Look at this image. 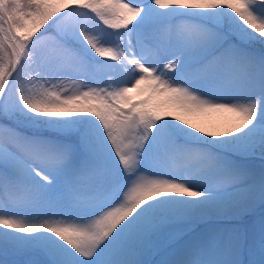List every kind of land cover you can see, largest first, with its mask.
I'll return each mask as SVG.
<instances>
[{
  "label": "snow or ice",
  "instance_id": "obj_1",
  "mask_svg": "<svg viewBox=\"0 0 264 264\" xmlns=\"http://www.w3.org/2000/svg\"><path fill=\"white\" fill-rule=\"evenodd\" d=\"M0 264H264V0H0Z\"/></svg>",
  "mask_w": 264,
  "mask_h": 264
},
{
  "label": "rangeland",
  "instance_id": "obj_2",
  "mask_svg": "<svg viewBox=\"0 0 264 264\" xmlns=\"http://www.w3.org/2000/svg\"><path fill=\"white\" fill-rule=\"evenodd\" d=\"M260 163H261V161H260V158L257 156L256 158H255V160H254V165H255V167H259L260 166Z\"/></svg>",
  "mask_w": 264,
  "mask_h": 264
},
{
  "label": "bare ground",
  "instance_id": "obj_3",
  "mask_svg": "<svg viewBox=\"0 0 264 264\" xmlns=\"http://www.w3.org/2000/svg\"><path fill=\"white\" fill-rule=\"evenodd\" d=\"M259 168V167H258ZM194 235V234H193ZM192 237L189 236L188 239H191ZM150 259H157L158 257H149Z\"/></svg>",
  "mask_w": 264,
  "mask_h": 264
}]
</instances>
